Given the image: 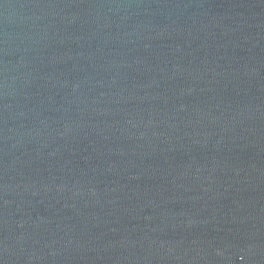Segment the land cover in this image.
<instances>
[{
  "label": "water",
  "instance_id": "1",
  "mask_svg": "<svg viewBox=\"0 0 264 264\" xmlns=\"http://www.w3.org/2000/svg\"><path fill=\"white\" fill-rule=\"evenodd\" d=\"M0 264H264V0H0Z\"/></svg>",
  "mask_w": 264,
  "mask_h": 264
}]
</instances>
